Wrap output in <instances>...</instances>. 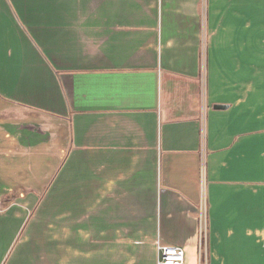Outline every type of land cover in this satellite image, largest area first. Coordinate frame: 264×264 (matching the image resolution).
Masks as SVG:
<instances>
[{"label":"crops","instance_id":"0c3cea01","mask_svg":"<svg viewBox=\"0 0 264 264\" xmlns=\"http://www.w3.org/2000/svg\"><path fill=\"white\" fill-rule=\"evenodd\" d=\"M202 148L205 264H264V0H0V264H199Z\"/></svg>","mask_w":264,"mask_h":264},{"label":"built area","instance_id":"2783aa9c","mask_svg":"<svg viewBox=\"0 0 264 264\" xmlns=\"http://www.w3.org/2000/svg\"><path fill=\"white\" fill-rule=\"evenodd\" d=\"M202 53L205 50L204 30L202 35ZM205 102V73L201 72V137L204 139V116L206 110ZM204 148L201 149L200 155V204H199V231H198V255L199 264H205L207 225H206V208H205V155ZM1 210V207H0ZM158 257L157 264H181L185 259L184 247L170 244H156Z\"/></svg>","mask_w":264,"mask_h":264},{"label":"water","instance_id":"95a60500","mask_svg":"<svg viewBox=\"0 0 264 264\" xmlns=\"http://www.w3.org/2000/svg\"><path fill=\"white\" fill-rule=\"evenodd\" d=\"M226 105L225 104H221V103H216L213 105V107H216V108H222V107H225Z\"/></svg>","mask_w":264,"mask_h":264}]
</instances>
